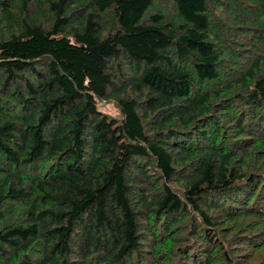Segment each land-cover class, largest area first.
<instances>
[{"label": "trees", "instance_id": "trees-1", "mask_svg": "<svg viewBox=\"0 0 264 264\" xmlns=\"http://www.w3.org/2000/svg\"><path fill=\"white\" fill-rule=\"evenodd\" d=\"M168 1L0 0V264H264V0Z\"/></svg>", "mask_w": 264, "mask_h": 264}, {"label": "rangeland", "instance_id": "rangeland-1", "mask_svg": "<svg viewBox=\"0 0 264 264\" xmlns=\"http://www.w3.org/2000/svg\"><path fill=\"white\" fill-rule=\"evenodd\" d=\"M171 10V4L168 0H153L150 13L161 12L164 14H168V12H170ZM108 107L112 111V113H117L111 104Z\"/></svg>", "mask_w": 264, "mask_h": 264}]
</instances>
